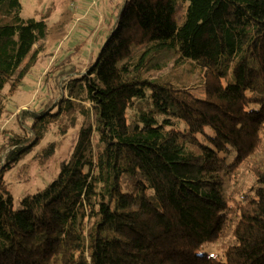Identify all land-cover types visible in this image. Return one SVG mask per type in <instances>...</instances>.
I'll use <instances>...</instances> for the list:
<instances>
[{
	"label": "trees",
	"instance_id": "trees-1",
	"mask_svg": "<svg viewBox=\"0 0 264 264\" xmlns=\"http://www.w3.org/2000/svg\"><path fill=\"white\" fill-rule=\"evenodd\" d=\"M21 12L0 0V122L48 35ZM64 57L0 146V264H264V0H124L85 73ZM91 114L15 208L6 172Z\"/></svg>",
	"mask_w": 264,
	"mask_h": 264
},
{
	"label": "rangeland",
	"instance_id": "rangeland-1",
	"mask_svg": "<svg viewBox=\"0 0 264 264\" xmlns=\"http://www.w3.org/2000/svg\"><path fill=\"white\" fill-rule=\"evenodd\" d=\"M20 2L21 16L43 19L48 35L42 40L45 50L40 60L25 76L18 91L13 95L3 96L5 108L0 122V146L6 142L9 135L24 134L27 131V127L20 123L17 116L20 110H43L60 97L61 89L56 86L54 78H47L48 75L45 74L51 64L64 61V56L68 55L67 64L75 65L81 74L87 71L105 41L124 0ZM182 13L183 10L178 8L177 17ZM74 50L76 51L72 53ZM7 90L6 86L3 94L7 93ZM191 92L198 97H204L202 85H192ZM87 106L90 107L88 104ZM130 112L133 111L129 110ZM92 120L93 114L90 118L79 117L76 126L70 128L65 135L59 134L53 125L31 153L6 172L5 180L13 194L15 208L19 207L23 196L42 190L59 173L60 163L67 160L74 149L80 127ZM180 127H183V124ZM50 142L55 143L54 152L44 158L42 154ZM205 248L212 252L217 251L216 243H210Z\"/></svg>",
	"mask_w": 264,
	"mask_h": 264
}]
</instances>
